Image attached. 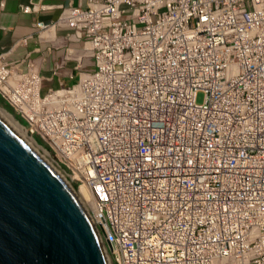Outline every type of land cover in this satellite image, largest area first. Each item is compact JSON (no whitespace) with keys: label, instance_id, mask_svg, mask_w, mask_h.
<instances>
[{"label":"built area","instance_id":"1","mask_svg":"<svg viewBox=\"0 0 264 264\" xmlns=\"http://www.w3.org/2000/svg\"><path fill=\"white\" fill-rule=\"evenodd\" d=\"M59 8L37 57L0 53V96L87 186L113 264H264V0Z\"/></svg>","mask_w":264,"mask_h":264},{"label":"water","instance_id":"2","mask_svg":"<svg viewBox=\"0 0 264 264\" xmlns=\"http://www.w3.org/2000/svg\"><path fill=\"white\" fill-rule=\"evenodd\" d=\"M99 235L82 191L0 119V264H113Z\"/></svg>","mask_w":264,"mask_h":264},{"label":"crops","instance_id":"3","mask_svg":"<svg viewBox=\"0 0 264 264\" xmlns=\"http://www.w3.org/2000/svg\"><path fill=\"white\" fill-rule=\"evenodd\" d=\"M86 0H0V53L5 54V58L8 61L18 60V58L24 56L26 52H30L33 57H37L38 54L34 52V48L38 45L37 42V26L35 25L38 20L55 21L60 13L59 5H84ZM36 3L44 6L42 9H38L32 12L21 11V6ZM66 30L57 29L56 43L61 44L64 42L62 36ZM26 39V43H22V39ZM55 46H58V45ZM73 47H77L76 43H71ZM42 47L46 46L45 43L40 44ZM55 56L58 59L64 55V47L55 49ZM81 62L88 64L90 58L87 54H80ZM54 57H46L44 61L38 59L39 68L45 76H49L51 68L56 61ZM75 61L73 59L64 61V69L61 71V78H69L65 76V71L73 69ZM74 71L73 70V75ZM78 78V73H77ZM57 83V77H53L51 81H44L42 85V91H45L49 86H55ZM75 83V82H74Z\"/></svg>","mask_w":264,"mask_h":264},{"label":"bare ground","instance_id":"4","mask_svg":"<svg viewBox=\"0 0 264 264\" xmlns=\"http://www.w3.org/2000/svg\"><path fill=\"white\" fill-rule=\"evenodd\" d=\"M13 101L17 104L18 102H16V98L13 99ZM13 102V103H14ZM0 119L22 140L24 141H27L29 143H32L36 146H38L51 160H53L59 167V163L56 162V160H54L51 155H50V152H48V150L46 148H44L41 144H39L34 138L32 135H30L28 133V129L25 128L24 125H22L20 122H18V120H16L13 116V114H11L10 112H8L5 108L1 107L0 106ZM61 168V167H60ZM62 169V168H61ZM62 171L66 174V176L69 178V180L72 182V176L69 175L67 172H65L63 169ZM78 187V186H76ZM82 193H83V196L85 198V201L88 205V208L91 212V215L95 221V218H94V206L92 204V199L90 197V194H89V190L87 188V186L85 184H81L79 187H78ZM102 238H103V233L101 232L100 233ZM100 236V235H99ZM100 236V238H101ZM101 238V241L103 243V246H104V249L106 251L107 246L106 244L104 243V241L102 240ZM108 251V250H107ZM108 253V252H107Z\"/></svg>","mask_w":264,"mask_h":264},{"label":"rangeland","instance_id":"5","mask_svg":"<svg viewBox=\"0 0 264 264\" xmlns=\"http://www.w3.org/2000/svg\"><path fill=\"white\" fill-rule=\"evenodd\" d=\"M77 73H78V71H74V75H73V77L72 78H61V81H62V83L66 86H68V85H71V84H73L74 82H76L77 81ZM203 98H204V94H203V92H198L197 94H196V97H195V100L198 102V103H200V102H202L203 101ZM4 100V99H3ZM5 101V100H4ZM6 102V101H5ZM11 108H12V110H13V112H11V111H9V110H7V108L5 107V105H4V103L2 102V101H0V106L1 107H3V108H5L8 112H10L11 114H13V116H14V118L16 119V120H18V118L16 117V113L18 114V110L14 107V105H12V104H10V103H8V102H6ZM18 122H19V120H18ZM28 133L30 134V132L28 131ZM31 135V134H30ZM33 137H35L34 139H36V136H34L33 135ZM42 141V140H41ZM39 144H41L44 148H46L47 150H48V152H50V155H51V157L54 159V160H56V162H58L59 163V165H60V162L57 160V158L55 157V155L47 148L48 146H47V144L44 142V141H42L41 143L40 142H38ZM60 167L64 170V168L62 167V165H60ZM74 184V183H73ZM75 185V184H74Z\"/></svg>","mask_w":264,"mask_h":264},{"label":"trees","instance_id":"6","mask_svg":"<svg viewBox=\"0 0 264 264\" xmlns=\"http://www.w3.org/2000/svg\"><path fill=\"white\" fill-rule=\"evenodd\" d=\"M0 101H2L3 103H4V105H5V107L7 108V110H9V111H11V112H13V110H12V108L1 98V96H0ZM16 115V117L18 118V120H19V122L21 123V124H23L24 125V122H23V120L21 119V117L16 113L15 114ZM36 141L37 142H42L39 138H36Z\"/></svg>","mask_w":264,"mask_h":264},{"label":"clouds","instance_id":"7","mask_svg":"<svg viewBox=\"0 0 264 264\" xmlns=\"http://www.w3.org/2000/svg\"><path fill=\"white\" fill-rule=\"evenodd\" d=\"M2 98V97H1ZM3 99V98H2ZM23 125V124H22ZM33 138H35V137H33ZM36 140V139H35ZM48 148V147H47ZM49 149V148H48ZM65 171V170H64ZM76 186V185H75Z\"/></svg>","mask_w":264,"mask_h":264}]
</instances>
